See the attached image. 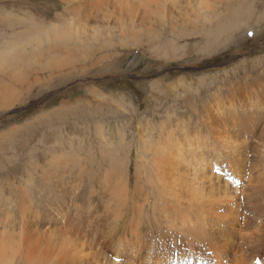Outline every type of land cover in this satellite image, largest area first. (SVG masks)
<instances>
[{"label":"rangeland","instance_id":"374dc122","mask_svg":"<svg viewBox=\"0 0 264 264\" xmlns=\"http://www.w3.org/2000/svg\"><path fill=\"white\" fill-rule=\"evenodd\" d=\"M101 1L0 0V264H30L18 251L43 232H80L112 262L219 264L160 233L155 219L176 214L149 174L157 146L191 138L235 181L218 128L245 138L250 175L264 174V0ZM249 196L247 230L264 237V183ZM138 207L150 222L122 252L130 222L105 212ZM251 249L264 261V244Z\"/></svg>","mask_w":264,"mask_h":264},{"label":"bare ground","instance_id":"6f19581e","mask_svg":"<svg viewBox=\"0 0 264 264\" xmlns=\"http://www.w3.org/2000/svg\"><path fill=\"white\" fill-rule=\"evenodd\" d=\"M98 1L101 2L99 5L103 3L101 0ZM129 1L131 0H127V2ZM138 1L157 5L162 2V0ZM60 32L64 31H54L53 34L57 35ZM233 125L236 128V123H233ZM217 130L218 132L216 130L212 132L214 133L212 137L215 142L220 143V147H218L220 148V159H226L229 156L235 164H232L235 171L233 173V176L236 177L235 181L226 178L230 168H223L219 163H212L210 154L202 152L203 147H201L200 143L196 147L194 145L197 142L193 139L191 142V138L187 139L185 143H181L183 141L181 137L182 141L177 139L173 141L168 138L166 140L168 143L165 142L164 146H157V150L162 152L152 162L155 177L153 179L150 173L149 178L154 181V184L152 182L154 189L158 193L162 191L160 199H163V203L167 204L168 208H173L176 215L171 214L170 209V214L160 215L155 220L167 225L166 231L160 233L166 234V237H172V234L175 235L173 237L175 244L179 238L184 239V237L191 236L192 239L185 241V245L190 247V251L193 250L190 245L192 240H195L198 244L201 243L208 246L212 250L210 252L214 256L213 259H216L219 264H221V260H223V263L229 264L232 261L235 264H258L256 262H259V260L252 257L250 251L252 250L251 248L258 244L263 245L264 237H262L261 232L252 234L247 230L250 225H248L249 221L245 213L246 208L243 206L245 199L248 200L250 196L245 197L244 200L241 199H243L244 195L247 196L253 187L263 185L264 174H262L261 178L250 175V173L256 172L257 166L255 162L249 161L245 154L248 150L245 138L243 139L240 137L241 135L236 134L234 131L232 134L227 135V129V131L225 129L219 130V128ZM239 130L244 132V128ZM250 130H253L252 127ZM185 132L186 130L183 133ZM232 138L233 141H229ZM198 139H200V136H198ZM232 150H234V155L231 154ZM230 151L231 153H229ZM246 174H248V185L246 189H240L241 186H239L237 179L240 175L246 176ZM46 200H49L52 204H57L58 202V199L52 193L47 194ZM139 207L133 208L132 212H130V208H115L113 212H105L109 213L105 218L112 215L115 217L116 222H124V220H129L130 222L129 226L125 225L122 229L123 235L117 243L122 252L126 248V242L128 243L130 240L125 239L129 232L142 235L139 231L144 227L142 224H144L143 222L146 218H144ZM145 221L150 222L147 219ZM29 235L30 243L28 249H22L17 247V245L13 246V248L11 247V255L15 254V257H17L18 253H16L15 249L20 248L17 251L23 252L24 258L30 264H45L47 261L49 262L47 259H51L53 264L149 263L142 256L139 260L132 258L134 263L130 260H128V263H120L118 262L119 260L116 261L115 259L112 262L105 257L102 251L98 250L95 244L88 240V237L86 238L80 232L68 235L67 239L58 238L55 241L56 243L47 240L48 235L44 232L36 241L32 240L35 237L31 233ZM130 241L133 243L140 242L137 239H131ZM253 244L256 245L253 246ZM0 245L3 246L4 251H7V247L1 240ZM3 250L0 249V257L6 253ZM262 262L264 261L259 263ZM176 264L181 263L176 262Z\"/></svg>","mask_w":264,"mask_h":264}]
</instances>
